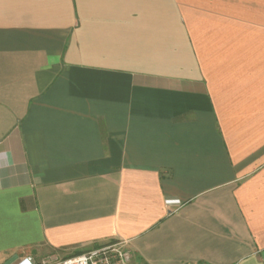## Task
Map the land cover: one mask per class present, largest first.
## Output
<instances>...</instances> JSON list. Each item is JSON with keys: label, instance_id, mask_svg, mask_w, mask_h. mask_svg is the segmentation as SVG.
<instances>
[{"label": "crops", "instance_id": "0c3cea01", "mask_svg": "<svg viewBox=\"0 0 264 264\" xmlns=\"http://www.w3.org/2000/svg\"><path fill=\"white\" fill-rule=\"evenodd\" d=\"M118 240L264 264V0H0V264Z\"/></svg>", "mask_w": 264, "mask_h": 264}, {"label": "built area", "instance_id": "2783aa9c", "mask_svg": "<svg viewBox=\"0 0 264 264\" xmlns=\"http://www.w3.org/2000/svg\"><path fill=\"white\" fill-rule=\"evenodd\" d=\"M131 251L127 242L118 240L103 243L64 257H48L37 262L33 257L23 258L18 264H130Z\"/></svg>", "mask_w": 264, "mask_h": 264}, {"label": "rangeland", "instance_id": "374dc122", "mask_svg": "<svg viewBox=\"0 0 264 264\" xmlns=\"http://www.w3.org/2000/svg\"><path fill=\"white\" fill-rule=\"evenodd\" d=\"M133 254V253H132ZM48 258V257H47ZM143 264L142 262H141V260L140 259H138V261L136 260V262H135V259L134 258H132V260H131V263L130 264Z\"/></svg>", "mask_w": 264, "mask_h": 264}]
</instances>
